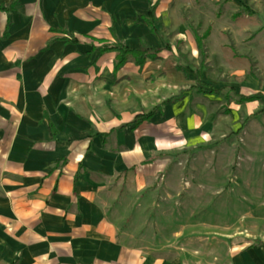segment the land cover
<instances>
[{"label":"crops","instance_id":"obj_1","mask_svg":"<svg viewBox=\"0 0 264 264\" xmlns=\"http://www.w3.org/2000/svg\"><path fill=\"white\" fill-rule=\"evenodd\" d=\"M183 1L0 0V264H264V227L217 224L216 193L199 187L210 180L191 176L179 203L150 126L160 109L132 126L151 110L139 113L129 90L147 88ZM213 2L230 20L254 17L250 1ZM115 43L153 59L111 75L113 55H94Z\"/></svg>","mask_w":264,"mask_h":264},{"label":"rangeland","instance_id":"obj_2","mask_svg":"<svg viewBox=\"0 0 264 264\" xmlns=\"http://www.w3.org/2000/svg\"><path fill=\"white\" fill-rule=\"evenodd\" d=\"M246 1L254 17L232 20L223 3L181 2L177 24L162 34L163 55L146 69L147 88L129 90L139 113L161 111L148 132H156L162 144L158 160L175 167L179 203L186 204L191 176L210 180L198 185L216 193L207 212L221 211L217 224L236 228L264 227V209L257 207L264 204V103L237 106L225 92L264 95V0ZM203 34L198 57L192 39ZM199 88L221 92L203 97L194 93ZM253 114L258 115L245 123Z\"/></svg>","mask_w":264,"mask_h":264},{"label":"trees","instance_id":"obj_3","mask_svg":"<svg viewBox=\"0 0 264 264\" xmlns=\"http://www.w3.org/2000/svg\"><path fill=\"white\" fill-rule=\"evenodd\" d=\"M10 8H7L5 11L0 9L1 13H6L7 11H9ZM153 20H152V16H151V11H148L146 16L142 19V23L145 26L147 32L149 34L153 33L151 24H152ZM4 38V34L3 36H1V39ZM205 38V35L203 34L200 38H195L193 37L192 42L193 45L195 47V50L197 52L198 57H201V46L200 43L201 41H203ZM67 44H75L74 41H68ZM150 53L149 50L145 49L142 45L139 46V49L137 51H129V50H125L124 48H122L120 45L118 44H113L111 46H100L99 48H97L95 50V58L99 57L101 55L104 54H111L113 55V60H112V66H111V75L115 74L125 63V61L127 59H129L132 63V66L134 68H136L137 70H140L141 67L143 66L145 61H151L153 58L152 56H149L148 54ZM228 92L230 93V91L228 90ZM196 95L199 96H210L213 98H216L219 94V91H211V90H199L194 92ZM233 98L235 99V103L237 105L240 104H249L255 101L256 97L255 96H249V97H239V96H234ZM158 109H153L151 110L149 113H147L146 115L139 117V118H135L132 122V126L136 125V124H140V123H145L147 122L152 115L157 111ZM254 116H252L251 118H253ZM249 118H247L245 120V123L248 121Z\"/></svg>","mask_w":264,"mask_h":264}]
</instances>
